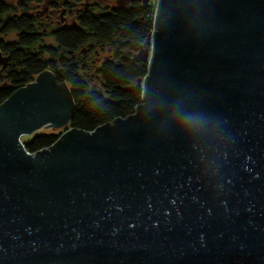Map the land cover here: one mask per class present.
<instances>
[{
  "label": "water",
  "instance_id": "water-1",
  "mask_svg": "<svg viewBox=\"0 0 264 264\" xmlns=\"http://www.w3.org/2000/svg\"><path fill=\"white\" fill-rule=\"evenodd\" d=\"M134 58L136 111L40 152L24 136L70 124L69 84L0 105V264H264V0H158Z\"/></svg>",
  "mask_w": 264,
  "mask_h": 264
},
{
  "label": "trees",
  "instance_id": "trees-1",
  "mask_svg": "<svg viewBox=\"0 0 264 264\" xmlns=\"http://www.w3.org/2000/svg\"><path fill=\"white\" fill-rule=\"evenodd\" d=\"M157 1L0 0V51L7 58L0 62V105L47 69L69 84L75 100L70 124L24 140L28 152L52 147L67 129L94 131L136 111L149 63L134 55L154 29ZM59 6L70 8L71 20H53L47 9Z\"/></svg>",
  "mask_w": 264,
  "mask_h": 264
},
{
  "label": "rangeland",
  "instance_id": "rangeland-1",
  "mask_svg": "<svg viewBox=\"0 0 264 264\" xmlns=\"http://www.w3.org/2000/svg\"><path fill=\"white\" fill-rule=\"evenodd\" d=\"M14 3H16L17 0H12ZM120 0H83L85 6H88V5H93V4H98V5H101V6H107V5H116L119 3ZM131 3V2H130ZM77 7H80V6H77ZM70 9L69 7L67 8L66 6L65 7H62V6H59V7H48L47 9V12H49L53 18V20H57V22L61 19L63 20V17L66 16L65 19H69L71 20L72 17L69 15V14H66ZM15 34V33H14ZM14 34H11L10 37H14ZM48 41L50 42H54L53 40L51 39H48ZM60 129H63V128H57V129H54V128H51V127H48V126H45L41 129H39L38 131H36L34 134H37V133H47V132H50V131H59ZM34 134L32 135H26L24 136V139H29L31 138Z\"/></svg>",
  "mask_w": 264,
  "mask_h": 264
}]
</instances>
